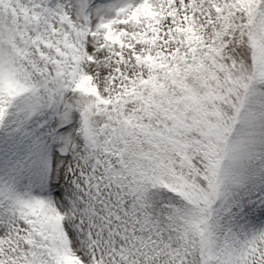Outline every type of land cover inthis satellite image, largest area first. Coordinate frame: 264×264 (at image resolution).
Segmentation results:
<instances>
[{
    "label": "snow or ice",
    "instance_id": "snow-or-ice-1",
    "mask_svg": "<svg viewBox=\"0 0 264 264\" xmlns=\"http://www.w3.org/2000/svg\"><path fill=\"white\" fill-rule=\"evenodd\" d=\"M0 264H264V0H0Z\"/></svg>",
    "mask_w": 264,
    "mask_h": 264
}]
</instances>
